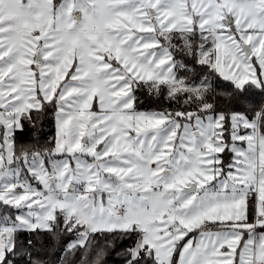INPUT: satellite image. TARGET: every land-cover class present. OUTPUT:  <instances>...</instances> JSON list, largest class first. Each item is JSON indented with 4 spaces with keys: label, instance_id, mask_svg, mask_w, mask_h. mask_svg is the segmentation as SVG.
Here are the masks:
<instances>
[{
    "label": "snow or ice",
    "instance_id": "obj_1",
    "mask_svg": "<svg viewBox=\"0 0 264 264\" xmlns=\"http://www.w3.org/2000/svg\"><path fill=\"white\" fill-rule=\"evenodd\" d=\"M0 264H264V0H0Z\"/></svg>",
    "mask_w": 264,
    "mask_h": 264
},
{
    "label": "trees",
    "instance_id": "obj_2",
    "mask_svg": "<svg viewBox=\"0 0 264 264\" xmlns=\"http://www.w3.org/2000/svg\"><path fill=\"white\" fill-rule=\"evenodd\" d=\"M54 133V125L45 129V134Z\"/></svg>",
    "mask_w": 264,
    "mask_h": 264
}]
</instances>
